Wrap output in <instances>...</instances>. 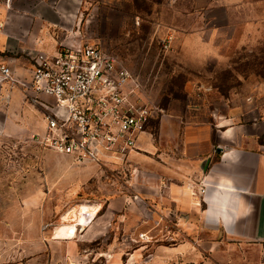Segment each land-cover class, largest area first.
I'll list each match as a JSON object with an SVG mask.
<instances>
[{"label": "rangeland", "instance_id": "374dc122", "mask_svg": "<svg viewBox=\"0 0 264 264\" xmlns=\"http://www.w3.org/2000/svg\"><path fill=\"white\" fill-rule=\"evenodd\" d=\"M35 1L59 17L55 47H98L136 79L128 99L155 111L126 155L78 160L34 140L44 111L23 86L2 85L0 264H260L249 242L203 222L200 173L186 170L179 149L138 141L162 140L163 115L214 120L239 107L245 116L230 123L264 145V0ZM87 203L98 213L73 239H56L71 222L64 215Z\"/></svg>", "mask_w": 264, "mask_h": 264}, {"label": "crops", "instance_id": "0c3cea01", "mask_svg": "<svg viewBox=\"0 0 264 264\" xmlns=\"http://www.w3.org/2000/svg\"><path fill=\"white\" fill-rule=\"evenodd\" d=\"M32 1L0 0V65L10 66L21 79L29 76L28 51L55 50L52 28L60 24L59 17L46 1L34 4ZM199 114L190 112L184 117H171L173 119L163 115L158 120L157 131L158 139L162 140L153 142L147 134H142L138 148L159 152L166 139L168 147L179 149L180 156L186 159V170L200 173L201 184L197 188L205 185V192L198 196L203 222L239 241L249 242L259 251L260 264H264V145L259 144L256 135L243 124L230 123L241 122L245 116L239 107L230 108L226 115L216 113L214 120L207 114ZM98 211L99 208L94 213L84 210L81 222L76 220L73 210L63 218L70 219L67 223H75L78 230V226L85 224L87 218L92 219ZM64 224L56 227L55 238L73 239L76 234L71 238L58 236Z\"/></svg>", "mask_w": 264, "mask_h": 264}, {"label": "built area", "instance_id": "2783aa9c", "mask_svg": "<svg viewBox=\"0 0 264 264\" xmlns=\"http://www.w3.org/2000/svg\"><path fill=\"white\" fill-rule=\"evenodd\" d=\"M26 56L30 78L21 80L1 64L0 92L4 82L23 86L29 103L44 111V133L32 138L61 154L94 161L124 156L154 117V108L128 99L126 87H138L131 72L88 42L72 40Z\"/></svg>", "mask_w": 264, "mask_h": 264}, {"label": "bare ground", "instance_id": "6f19581e", "mask_svg": "<svg viewBox=\"0 0 264 264\" xmlns=\"http://www.w3.org/2000/svg\"><path fill=\"white\" fill-rule=\"evenodd\" d=\"M99 208L98 204H94V205H89L87 204H82L78 210H73L74 213L77 215V221L81 222L82 220L80 219V216L82 215L84 210H88L92 213L96 212ZM96 214V213H95ZM77 231V226L75 225V223H67L62 225V227H60L59 231H58V236L60 238H71L76 234Z\"/></svg>", "mask_w": 264, "mask_h": 264}]
</instances>
